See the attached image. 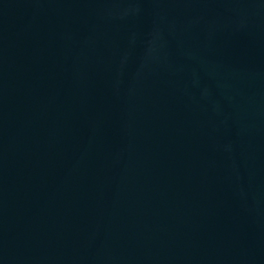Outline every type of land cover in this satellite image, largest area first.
I'll return each mask as SVG.
<instances>
[{
    "label": "water",
    "instance_id": "obj_1",
    "mask_svg": "<svg viewBox=\"0 0 264 264\" xmlns=\"http://www.w3.org/2000/svg\"><path fill=\"white\" fill-rule=\"evenodd\" d=\"M0 264H264V0H0Z\"/></svg>",
    "mask_w": 264,
    "mask_h": 264
}]
</instances>
